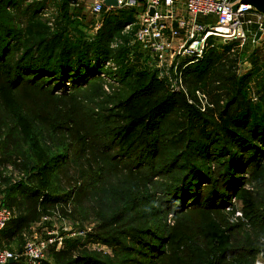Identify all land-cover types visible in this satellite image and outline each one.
I'll list each match as a JSON object with an SVG mask.
<instances>
[{
    "label": "trees",
    "instance_id": "1",
    "mask_svg": "<svg viewBox=\"0 0 264 264\" xmlns=\"http://www.w3.org/2000/svg\"><path fill=\"white\" fill-rule=\"evenodd\" d=\"M24 2H0V152L3 163L23 162L19 181H0L14 212L0 235L14 239L44 216L72 219L83 230L78 219L93 216V233L65 237L42 264H255L264 252V70L257 60L244 70L231 44L211 47L200 61L181 62L188 91L175 92L157 71L137 68L144 54L131 46L133 34H122L137 9H104L89 38L70 34L66 6L52 27L43 23L46 2L26 5L21 29L14 13ZM108 63L118 67L108 74L120 86L111 93L100 80ZM29 92L48 104L29 111L19 100ZM246 176L257 192L244 190ZM233 198L243 202L250 227L226 229L218 217ZM245 227L252 234L234 246ZM97 242L114 257L92 250Z\"/></svg>",
    "mask_w": 264,
    "mask_h": 264
},
{
    "label": "built area",
    "instance_id": "2",
    "mask_svg": "<svg viewBox=\"0 0 264 264\" xmlns=\"http://www.w3.org/2000/svg\"><path fill=\"white\" fill-rule=\"evenodd\" d=\"M105 1L94 0L91 12L99 16L104 9L138 10L135 22L126 26L122 34H133L131 46L140 47L139 51L144 57L151 59L152 70L157 71L159 78L165 80L175 92L187 94L180 69L182 60L189 65L203 59L207 50L213 47L210 45L211 40L219 39L227 44L237 43V49H242L248 45H256L264 36V13L246 4H240L234 12L233 7L240 0H117V7H107ZM204 19L211 20L204 23ZM118 45L116 42L112 48ZM107 66H112L114 71L118 68L115 63H108ZM252 89V99L256 101L258 95L254 87ZM196 96L204 107L208 102L206 96L199 91ZM233 204L234 201L226 210L231 211ZM236 216L242 217V213L238 212ZM13 218L14 212L5 205L4 195L0 191V233ZM56 221L44 216L40 224ZM44 228L42 232L46 239L37 240L35 236L25 245L23 256L27 264H42L49 248L55 246L57 250L61 249L65 237L84 236L91 232V229L70 228L69 231L66 230L67 233L58 235L55 228ZM95 246L93 247L96 248ZM19 258L12 251L0 248V264H10ZM255 264H264V252L258 255Z\"/></svg>",
    "mask_w": 264,
    "mask_h": 264
},
{
    "label": "rangeland",
    "instance_id": "3",
    "mask_svg": "<svg viewBox=\"0 0 264 264\" xmlns=\"http://www.w3.org/2000/svg\"><path fill=\"white\" fill-rule=\"evenodd\" d=\"M35 2H40V3L46 2L47 7L43 11L40 12L39 17L41 21L43 23H46L47 25H49V23H51L52 25L56 24L57 20L61 19L64 6H66V8L68 9L69 16H70L69 18L70 28L68 30L70 31V34H72L73 37H77L78 36L77 32L81 31L84 33L85 36H88L89 38H93L97 30L100 28L102 24V16L101 15L97 16L91 12V5L93 4L94 0H25L22 7H20L21 8L20 11H17V12L15 11L14 13L15 17L17 18V22H18L17 24L18 26H20L21 29H24L26 27V21H27L26 16L23 14V9L26 8V5L35 3ZM210 20L211 19L209 20L204 19L202 22L209 23ZM52 25H49V26L52 27ZM116 42L118 41H115L114 44ZM212 42H214V44H210V45L213 47L215 46L216 47L215 49H221V48H224L225 45H227V43H224L222 40H219V39H215ZM231 46H233V50H235L232 53L241 52L240 58L242 60L240 62V67H242V69L244 70L250 69L252 65L251 61L254 59V60H257V65L260 66V69L264 70V36L260 39V41L256 45H248L242 49L240 47L239 49H237V46H238L237 43L236 44L232 43ZM134 48L140 49V47L137 45H135ZM253 52H255L256 55L250 56ZM150 61H151L150 58H145L144 56L141 57V60L139 61L137 68L152 69L153 65H152V62ZM104 71H105L104 72L105 74L102 75L100 79L101 82L104 83V91H106L107 93L109 92L111 93L113 89L120 88V86L116 84L115 82L116 80L114 79V75L108 74L109 72L115 73V71L112 69V66H106ZM55 95L57 97H61L60 94L57 92L55 93ZM19 100L20 101L22 100V103L26 109L31 108V111L36 110L35 109L36 103L37 104L39 103V105H44V106L48 104V101L44 100L43 97H40V95H36L32 92H29V95L27 96L25 95L22 96V99L19 98ZM2 159L4 158L0 152V181L2 182L3 178L8 179V180L10 179V181L11 180L19 181L22 176L20 175L21 174L20 167L23 164V162L19 160V162L16 165H14L12 163H6V162L3 163ZM211 165H212V170H213L216 164L212 163ZM68 169L70 171L68 172L69 175H72L71 169L67 168V170ZM245 178L247 179V184L244 186V190L250 191V192L254 191V193L257 192L258 188H256V186H254L251 183V177L246 176ZM206 187L207 186L204 185V189H206ZM261 193L263 194L262 196H264V188ZM232 201L235 202V204H233V209L231 211H227L225 209L224 211L220 212V214L218 215L224 227L230 230L238 226H244L243 224L247 225V227H250L248 225L247 220L245 219V215L243 212V202L239 198H233L231 199L229 205H231ZM229 205H227V207ZM102 208L105 210L107 209V206L103 205ZM238 212L242 213V217L236 216V214L238 215ZM190 216L197 219L196 223L201 220L200 212H192ZM91 218H89V220H86V221H82V219L80 218L78 219V221L83 223L84 227L82 228L91 229V232L93 233L94 231L93 229L94 227H96L97 222L94 220V218L92 219ZM71 221L69 220L63 223L56 221L54 223H51L52 224L51 228H55V231L56 230L58 231V233L56 231L58 235H61L62 233H67L66 230L69 231L70 228H72L71 227L72 223H70ZM167 224H169L171 227L175 224V221L172 215L168 216ZM41 226H42L41 224L31 225L27 229L21 231V233H19V235L14 239H7L5 236L0 235V248L12 251L13 253L19 255L20 258L25 260L23 255L25 252V245L27 241L33 240L35 236L37 240L46 239L43 233L38 231V229H40ZM247 227L244 228L245 230L244 232L240 230L238 235L233 236L232 244L234 246H237L236 245L237 240L239 242L240 241L243 242L246 239V236H250L252 234L251 229ZM44 229H43V232H44ZM94 245H96L95 246L96 248L93 247ZM94 245H92L93 247L92 250H94L95 252L99 253L100 255L104 257H110V258L114 257L113 250L109 248L108 246L103 245L99 242L95 243ZM201 247H204V246H201Z\"/></svg>",
    "mask_w": 264,
    "mask_h": 264
},
{
    "label": "water",
    "instance_id": "4",
    "mask_svg": "<svg viewBox=\"0 0 264 264\" xmlns=\"http://www.w3.org/2000/svg\"><path fill=\"white\" fill-rule=\"evenodd\" d=\"M240 4H246V5H250L252 6L255 10L261 12V13H264V0H240L238 4H236L234 7H233V11L235 12L239 5ZM105 5L107 7H110V6H115L117 7L118 6V1L117 0H106L105 1ZM154 14V11L152 10L151 11V15ZM10 263H13V261H11Z\"/></svg>",
    "mask_w": 264,
    "mask_h": 264
}]
</instances>
